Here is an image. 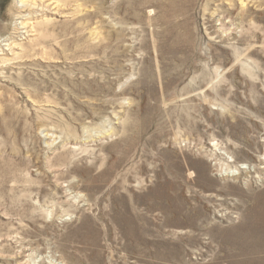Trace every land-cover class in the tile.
I'll use <instances>...</instances> for the list:
<instances>
[{"label": "rangeland", "instance_id": "1", "mask_svg": "<svg viewBox=\"0 0 264 264\" xmlns=\"http://www.w3.org/2000/svg\"><path fill=\"white\" fill-rule=\"evenodd\" d=\"M25 4L0 0V264H264V0Z\"/></svg>", "mask_w": 264, "mask_h": 264}, {"label": "bare ground", "instance_id": "2", "mask_svg": "<svg viewBox=\"0 0 264 264\" xmlns=\"http://www.w3.org/2000/svg\"><path fill=\"white\" fill-rule=\"evenodd\" d=\"M36 0H18V2H19V4H20V6H23L24 8H25V5H26V7L28 6V4H25V3H34ZM41 2H42V5H43V2L44 1H47V2H49V1H53V0H40ZM38 2V1H37ZM58 3V2H57ZM57 3H55V4H57ZM36 4V3H35ZM34 5V4H33ZM30 6H32V5H30ZM34 6H36V5H34ZM37 6H39V5H37ZM33 7V6H32ZM19 8H22V7H19ZM30 8V7H29ZM34 10V9H33ZM24 18V17H23ZM22 23V22H21ZM24 24V23H23ZM17 25H22V24H17ZM26 25V24H25ZM22 27V26H21ZM24 27V26H23ZM26 27V26H25ZM25 30V28H21V30ZM26 32V31H25ZM22 34H23V32H22ZM5 42V41H4ZM13 42V41H12ZM2 44H3V42H2ZM5 44H6V42H5ZM8 44V43H7ZM11 44V43H10ZM4 45V44H3ZM14 45V44H13ZM6 46H9V45H6ZM15 47V46H14ZM12 48V47H11ZM1 49V48H0ZM9 50H10V48H9ZM12 50H14V48L12 49ZM3 51V50H2ZM1 52V51H0ZM10 52V51H9ZM14 52V51H13ZM12 52V53H13ZM2 53V52H1ZM260 161H262V163H261V165L263 166L264 165V156H262V159L260 160ZM231 163H235V160H232L231 159ZM263 168V167H262ZM237 171H238V174H237V176L239 175V174H241V173H243V174H245V173H247V168H244V167H242V168H240L239 166H238V169L237 168H235ZM264 169V168H263ZM169 172V171H168ZM234 174H236V173H234ZM179 191H180V188H177V187H175V191H174V195H172L171 196V199L172 200H168L169 202H170V206L168 205V207L167 208H170L174 213H176V215L177 214H180L182 217H183V220L181 221V222H175V224L177 225V226H185V225H189V226H191V227H196V225H197V222H199V221H196V219L197 218H200L201 216H203L204 214H203V212H202V210L201 209H196L195 208V206H192V207H190V208H188V204H189V202L192 200H194L195 198H197V196H196V194L194 195V193L193 192H190V198L189 197H186V198H182L181 196H180V194L181 193H179ZM185 193V192H184ZM157 194V193H156ZM164 196V195H163ZM162 196V197H163ZM154 199H156V198H154ZM160 200V199H159ZM162 201H165V200H162ZM167 201V200H166ZM167 201V202H168ZM160 202V201H159ZM166 202V203H167ZM172 202V203H171ZM191 205V204H190ZM156 210V209H155ZM157 211V210H156ZM162 212V211H161ZM167 212V211H166ZM173 213V214H174ZM140 219H142V217L140 218ZM258 219H259V217H258ZM262 220H263V218H262ZM144 222V221H143ZM261 222V221H260ZM264 222V221H263ZM259 223V222H258ZM159 224V223H158ZM260 224H262V223H260ZM149 225V224H148ZM130 227V226H129ZM176 227V226H175ZM256 227V226H255ZM260 227V226H259ZM259 227H258V229H259ZM148 228V227H147ZM150 228V227H149ZM167 228V227H166ZM170 228V227H169ZM141 229H143V228H141ZM256 229V228H255ZM254 229V230H255ZM129 231L130 230H132V231H134L132 228H129L128 229ZM149 230V229H148ZM160 230V229H159ZM165 230V228L164 229H162V231H164ZM257 230V229H256ZM259 230H261V229H259ZM131 231V232H132ZM153 231V230H152ZM151 231V232H152ZM262 231V230H261ZM149 232H150V230H149ZM260 232V231H259ZM154 233V232H153ZM152 233V234H153ZM181 233V232H180ZM183 233V232H182ZM181 233V234H182ZM186 233V232H185ZM263 233V232H262ZM163 234V233H162ZM193 234H194V232H193ZM254 235V234H253ZM128 236H129V234H128ZM165 236V235H164ZM243 236V235H242ZM133 237V236H132ZM264 237V236H263ZM92 238H94V237H92ZM98 238V237H97ZM192 238V237H191ZM260 238V237H259ZM261 239V238H260ZM263 239V238H262ZM141 240H143V237H142V239ZM191 240H193V239H191ZM256 240V239H255ZM135 241H136V239H135ZM92 241H90V244H92L91 243ZM96 242V241H95ZM148 242V241H147ZM94 243V242H93ZM241 243V242H240ZM87 245H88V243H87ZM93 245V244H92ZM154 247V246H153ZM264 250V249H263ZM256 251V250H255ZM255 251H253V252H255ZM253 252H252V254H253ZM257 252V251H256ZM148 254V253H147ZM177 254V253H176ZM251 254V255H252ZM259 254V253H258ZM172 256V255H171ZM174 256V255H173ZM260 256V255H259ZM257 257V256H256ZM261 258V257H260ZM140 259V258H139ZM263 259V258H262ZM260 262V261H259ZM262 263H264V262H262ZM64 264V263H63ZM223 264V263H222ZM248 264V263H247Z\"/></svg>", "mask_w": 264, "mask_h": 264}]
</instances>
